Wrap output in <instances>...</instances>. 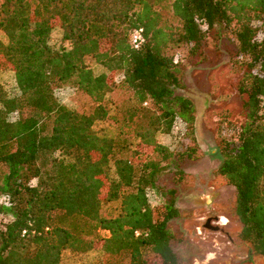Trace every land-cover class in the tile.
Masks as SVG:
<instances>
[{
	"label": "trees",
	"instance_id": "16d2710c",
	"mask_svg": "<svg viewBox=\"0 0 264 264\" xmlns=\"http://www.w3.org/2000/svg\"><path fill=\"white\" fill-rule=\"evenodd\" d=\"M138 28L144 42L133 49ZM0 34V72L16 85L12 95L0 86V216L10 218L0 264H61L63 250L92 246L101 264H179L168 228L179 211L152 198L163 199L165 167L193 149L178 154L158 137H171L178 120L192 137L194 103L176 94L180 51L195 56L221 37L243 69L245 120H224L215 173L235 190L238 239L264 258V0H0ZM64 88L85 95L90 110L61 103ZM105 121L113 137L93 132ZM110 202L115 216L102 213Z\"/></svg>",
	"mask_w": 264,
	"mask_h": 264
},
{
	"label": "rangeland",
	"instance_id": "374dc122",
	"mask_svg": "<svg viewBox=\"0 0 264 264\" xmlns=\"http://www.w3.org/2000/svg\"><path fill=\"white\" fill-rule=\"evenodd\" d=\"M0 40L5 41L2 34ZM60 43L61 30L57 27L51 31L50 44L58 47ZM233 52V43L227 37L207 39L195 56H188L187 50L180 51L183 88L176 90V94L194 103L193 134L190 138L184 135V124L178 120L171 137H158L178 154L187 147L193 149L189 157H175L165 167L157 181L158 188L164 191L163 199L152 198L153 203L172 201L179 211V216L168 223L173 234L170 246L179 264H264V258L251 255L248 245L238 239L241 224L234 212L235 190L215 173L220 164L219 131L224 120L234 124L245 120L244 98L237 92L243 69L233 63ZM85 62L94 74L103 72L91 57ZM0 86L8 95L16 92L12 72H0ZM56 95L72 110L86 112L91 108L88 98L72 88L58 90ZM92 130L103 137H113L116 133L110 121L96 122ZM102 213L115 216L118 203H104ZM209 216L222 218L225 223L222 232L206 231L202 227ZM9 220L8 216H0V228ZM92 247L83 254L63 250L61 264H101L102 252Z\"/></svg>",
	"mask_w": 264,
	"mask_h": 264
},
{
	"label": "flooded vegetation",
	"instance_id": "af4514ba",
	"mask_svg": "<svg viewBox=\"0 0 264 264\" xmlns=\"http://www.w3.org/2000/svg\"><path fill=\"white\" fill-rule=\"evenodd\" d=\"M224 224L225 223L222 220V218H220L218 216H209L205 219L202 227L206 231L209 230V231H212L215 233H219V232H222V226ZM229 243H231V241Z\"/></svg>",
	"mask_w": 264,
	"mask_h": 264
},
{
	"label": "built area",
	"instance_id": "2783aa9c",
	"mask_svg": "<svg viewBox=\"0 0 264 264\" xmlns=\"http://www.w3.org/2000/svg\"><path fill=\"white\" fill-rule=\"evenodd\" d=\"M144 42L143 29H135L130 35V44L133 49H139ZM208 260V256H207Z\"/></svg>",
	"mask_w": 264,
	"mask_h": 264
}]
</instances>
